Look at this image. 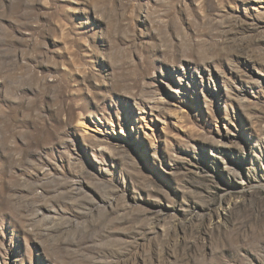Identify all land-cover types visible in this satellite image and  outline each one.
<instances>
[{"label":"rangeland","instance_id":"374dc122","mask_svg":"<svg viewBox=\"0 0 264 264\" xmlns=\"http://www.w3.org/2000/svg\"><path fill=\"white\" fill-rule=\"evenodd\" d=\"M0 264H264V0H0Z\"/></svg>","mask_w":264,"mask_h":264}]
</instances>
